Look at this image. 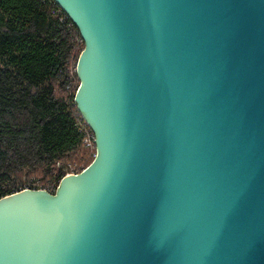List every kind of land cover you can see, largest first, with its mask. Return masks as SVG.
<instances>
[{
    "label": "water",
    "instance_id": "1",
    "mask_svg": "<svg viewBox=\"0 0 264 264\" xmlns=\"http://www.w3.org/2000/svg\"><path fill=\"white\" fill-rule=\"evenodd\" d=\"M95 155L0 198V264H264V0H53Z\"/></svg>",
    "mask_w": 264,
    "mask_h": 264
},
{
    "label": "trees",
    "instance_id": "2",
    "mask_svg": "<svg viewBox=\"0 0 264 264\" xmlns=\"http://www.w3.org/2000/svg\"><path fill=\"white\" fill-rule=\"evenodd\" d=\"M59 10L53 0H0V194L23 174L47 185L94 159L76 126V89L66 90L83 45L74 48L82 41Z\"/></svg>",
    "mask_w": 264,
    "mask_h": 264
},
{
    "label": "built area",
    "instance_id": "3",
    "mask_svg": "<svg viewBox=\"0 0 264 264\" xmlns=\"http://www.w3.org/2000/svg\"><path fill=\"white\" fill-rule=\"evenodd\" d=\"M59 12H62V10L60 9ZM64 19L65 18L62 17L60 20L64 22L65 21ZM72 25L73 24L69 23V27L70 28H71ZM81 45H83L82 42L81 43L77 42L74 45L75 46L74 48H77V46H81ZM75 67H76V64L73 66L70 63V60H69V63L66 66V70L68 72V77H67L68 78V82L66 84V90L71 91V92L73 91V89L77 88L76 84H77L78 80H77V77H76ZM76 126L78 127L79 132H81L82 135H83L82 143L85 146L93 148L94 147L93 134L88 129L86 124L84 122H82V119L80 120V122L78 121L76 123ZM80 171L81 170H79V171H73L72 170L70 173H66L65 175L77 174ZM59 181L56 180L55 182H51V183H48L47 185H43V186L40 185L39 182L37 183V182H33V181H29V182L24 181V182H21V183H17V184H14V185L10 186V188L5 189L6 191L3 194H0V198H3L5 196L11 195V194H15V193H18V192H21V191H24V190H45L48 193L53 194L55 189H56V187H57V185H58V183H59Z\"/></svg>",
    "mask_w": 264,
    "mask_h": 264
},
{
    "label": "rangeland",
    "instance_id": "4",
    "mask_svg": "<svg viewBox=\"0 0 264 264\" xmlns=\"http://www.w3.org/2000/svg\"><path fill=\"white\" fill-rule=\"evenodd\" d=\"M74 165H75V163H71L67 167H68V169H72L73 168L72 166H74ZM70 167H72V168H70ZM71 171L69 170L68 173H70ZM35 178L38 180V182H39L40 185H43L42 182L39 181V180H41V177L40 176H32V177H29V176L23 174V176L21 177V182L29 181L30 179L32 180V179H35ZM15 183L17 184L18 182H15ZM44 185H46V184H44Z\"/></svg>",
    "mask_w": 264,
    "mask_h": 264
}]
</instances>
